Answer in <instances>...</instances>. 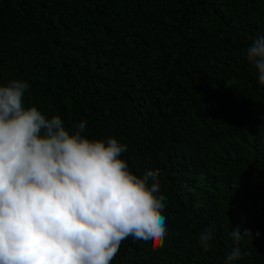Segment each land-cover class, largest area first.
<instances>
[{"label": "trees", "instance_id": "trees-1", "mask_svg": "<svg viewBox=\"0 0 264 264\" xmlns=\"http://www.w3.org/2000/svg\"><path fill=\"white\" fill-rule=\"evenodd\" d=\"M262 34L264 0H0V86L27 81L25 108L159 171L163 246L129 237L111 264H224L236 228L253 238L234 264H264Z\"/></svg>", "mask_w": 264, "mask_h": 264}, {"label": "clouds", "instance_id": "clouds-1", "mask_svg": "<svg viewBox=\"0 0 264 264\" xmlns=\"http://www.w3.org/2000/svg\"><path fill=\"white\" fill-rule=\"evenodd\" d=\"M246 59L264 85V34L252 38ZM29 87L22 79L0 86V264H111L129 237L161 248L159 171L133 173L121 158L127 145L86 138V121L73 131L59 115L25 108ZM213 231L199 235L204 251ZM231 237L236 246L224 264L248 254L239 245L253 234L236 228Z\"/></svg>", "mask_w": 264, "mask_h": 264}]
</instances>
